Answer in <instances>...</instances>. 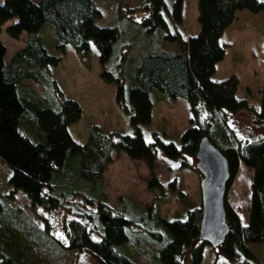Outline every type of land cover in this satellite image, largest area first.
Returning a JSON list of instances; mask_svg holds the SVG:
<instances>
[{
  "label": "trees",
  "instance_id": "obj_1",
  "mask_svg": "<svg viewBox=\"0 0 264 264\" xmlns=\"http://www.w3.org/2000/svg\"><path fill=\"white\" fill-rule=\"evenodd\" d=\"M181 3L182 0H171L170 7L164 0L141 3L144 15L139 26L144 33L156 32L159 35L155 39L156 47L161 41L175 43L177 52H164L157 47L155 53L144 57V64H138L137 86L125 93L121 76L112 78L104 68L118 33L114 28L96 25L100 15L93 0H38L35 3L2 0L0 27L14 18L15 23L6 29V34L12 39L22 36L25 43L7 63L4 61L5 47L0 43V162L10 171L9 191L22 190L32 204L44 211L70 207L79 216L85 214L87 221L94 223V232L98 233L99 239H91V232L84 223L69 220L64 227V245L44 237L40 249H34L29 244L30 235L23 239L22 221L15 219L21 214L9 206L12 196L5 195L0 198V227L11 234L9 239L0 241L6 249L0 251V264H63L62 252L75 250L87 251L100 264H141L144 251L133 244L142 245L144 241L132 239L136 236L128 230L134 225L145 227L150 222L159 231L148 232L152 241L153 238L160 240L157 245L159 264H181L186 255L187 264H200L206 246L197 239L200 206L187 210L183 220H159L149 209L143 214L135 213L136 220H129L105 203L98 182L114 147L129 159L142 161L150 175L148 188L160 189L152 172L157 150L169 160L183 161L186 156H194L203 136L226 159L229 173L226 190L238 161L253 171L247 224L240 225L224 201L228 232L217 249L229 264H258L247 245L261 244L264 248V139L242 144H233L229 140L224 116L248 107L243 99L235 96L238 85L235 78L213 81L211 77L215 65L224 56L218 39L233 21L235 13L247 11L254 15L264 12V1L196 0L198 32L189 47L180 15ZM45 24L54 29V47L60 53L68 44L76 55L84 58L90 52V46L95 47L100 77L107 83H114V103L128 115L132 134L118 135L112 143L101 135L98 127L91 125L87 141L77 144L72 140L67 128L80 118L81 108L75 100L59 91L50 76L48 68L55 66L61 58L48 54L46 47L51 49L52 43L38 34ZM24 79L37 86L31 88ZM152 90L171 98H182L187 103L189 126L181 134L178 146L161 140L154 132L151 142L143 140L140 128L150 122L152 103L149 93ZM201 111L209 114L208 121H199ZM252 115L255 124L264 123V74L258 110L252 111ZM77 155L79 160L71 171L70 158ZM181 166L186 167V164L181 163ZM71 183H75L73 194L76 196H70ZM85 192L98 194L94 199H85L88 205L96 204L94 214L69 204ZM32 234L36 233L32 231ZM37 238L38 234L32 236L34 245ZM129 243L130 250L122 252ZM31 249L37 251L28 252Z\"/></svg>",
  "mask_w": 264,
  "mask_h": 264
},
{
  "label": "rangeland",
  "instance_id": "obj_2",
  "mask_svg": "<svg viewBox=\"0 0 264 264\" xmlns=\"http://www.w3.org/2000/svg\"><path fill=\"white\" fill-rule=\"evenodd\" d=\"M144 1L93 0L100 15L96 25L101 28H114L118 33L111 45V56L104 68L112 78L121 76L125 93L129 88L137 86L138 64H144V57L151 52L155 53L158 47L155 39L159 35L155 34L156 32L145 34L143 28L139 26L144 15L141 8V3ZM164 2L170 7L171 0ZM235 14L234 21L218 39V44L223 47L224 56L215 65L211 80L221 81L229 77L237 80L235 96L243 99L248 108L233 114L227 113L223 122L229 140L233 144L235 142L242 144L264 139V123L255 124L252 120V111L258 110L264 74V12L253 15L247 11H238ZM180 15L189 47L198 32L196 0H182ZM14 23L13 18L0 27V43L6 50L5 63L17 50L25 46L22 36L12 39L6 34V29ZM38 34L44 35L46 41L52 43L51 49L46 47L48 54L60 55L61 58L55 66L48 68L51 78L59 91L67 98L75 100L81 108L80 118L67 128L72 140L77 144L87 141L88 129L91 125L98 127L101 135L112 143L117 140L118 135L132 134L128 115L114 103V83H107L100 77L101 68L97 62L95 47L91 45L87 56L80 58L68 44L64 45L61 53L54 47L55 32L49 25H43ZM175 47L165 42L158 48L174 50ZM24 80L26 81L24 83L31 88L37 86ZM149 96L152 103L150 122L140 128L144 142H151L153 140L151 133L154 132L161 140L178 146L181 134L189 126L190 113L186 101L178 97L171 98L157 90H152ZM208 117V113L201 111L199 121H208ZM109 156L110 162L98 182L99 193L105 196V203L110 208L119 210L118 212L125 219L136 220L135 213L143 214L149 209L159 220H183L187 210L199 207L198 183L201 175L195 168L194 156H186L183 161L169 160L157 150L152 172L160 189L148 188L150 175L142 161L131 160L114 147L111 148ZM78 160V155L70 158L71 171L76 167ZM181 163H185L186 167H182ZM9 174V169L0 162V198L3 199L5 195L12 196V200L8 201L9 206L21 214V218L16 216L15 219L22 221L23 239L25 235H30L29 244L34 249H40L44 237L52 241H60L64 245V227L69 220L84 223L91 232V239L93 241L99 239L98 233L94 232L96 230L94 223L87 221L85 214L79 216L70 207L44 211L40 206L32 204L22 190L10 192L11 187L7 183ZM252 178V169L238 161L235 174L226 190L224 201L229 211L237 216L240 225H246L248 221L251 198L249 186ZM74 186L75 183L70 184V196L77 195L73 194L76 189ZM96 195L97 192L94 194L85 192L82 197L77 196L69 201V204L94 214L96 204L88 205L85 199H94ZM32 231L39 235L35 245L31 240L36 234H32ZM153 231L159 232L157 228L152 227L151 222L142 228L137 225L131 226L128 230L132 236H136L132 239L139 241L138 238H141L144 241L142 245L133 244L137 249L144 251L142 253L145 256L140 260L141 264H159L157 245L160 244V240L153 238L152 241L148 235V232ZM10 234L11 232L0 227V241L9 239ZM3 248L4 246L0 245V251L6 250ZM130 248V243L125 244L122 252L129 251ZM34 249L28 252L35 253L37 250ZM247 249L256 258L258 264H264V248L261 244H249ZM62 263L100 264L85 250L62 252ZM187 263L186 255L181 264ZM200 264L229 263L221 256L217 247L210 248L206 244Z\"/></svg>",
  "mask_w": 264,
  "mask_h": 264
},
{
  "label": "water",
  "instance_id": "obj_3",
  "mask_svg": "<svg viewBox=\"0 0 264 264\" xmlns=\"http://www.w3.org/2000/svg\"><path fill=\"white\" fill-rule=\"evenodd\" d=\"M194 157L195 168L201 175L198 183L201 217L197 238L210 248H216L228 232L223 206L229 179L226 159L205 136L199 140Z\"/></svg>",
  "mask_w": 264,
  "mask_h": 264
},
{
  "label": "crops",
  "instance_id": "obj_4",
  "mask_svg": "<svg viewBox=\"0 0 264 264\" xmlns=\"http://www.w3.org/2000/svg\"><path fill=\"white\" fill-rule=\"evenodd\" d=\"M32 2H37L38 0H31ZM263 13V12H262ZM260 14V13H259ZM236 15V14H235ZM233 21H234V19H233ZM232 23V22H231ZM163 43H165V42H163V41H161L160 43H159V46H163ZM171 44H173V45H175L176 46V44L175 43H171ZM166 47V46H165ZM176 50H177V46L175 47V49L174 50H171V49H166V50H161V51H164V52H171V53H176Z\"/></svg>",
  "mask_w": 264,
  "mask_h": 264
}]
</instances>
